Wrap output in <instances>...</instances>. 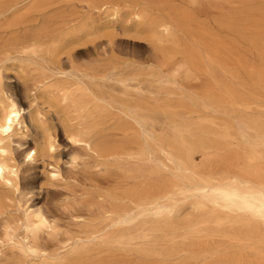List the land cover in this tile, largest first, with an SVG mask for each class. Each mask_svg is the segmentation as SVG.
I'll return each mask as SVG.
<instances>
[{
	"label": "bare ground",
	"instance_id": "obj_1",
	"mask_svg": "<svg viewBox=\"0 0 264 264\" xmlns=\"http://www.w3.org/2000/svg\"><path fill=\"white\" fill-rule=\"evenodd\" d=\"M219 1L213 25L172 0H0V264H264V0ZM84 8L135 21L161 57L77 50L98 33ZM176 56L209 84L189 94L166 77ZM28 97L59 123L26 114ZM63 152L86 213L52 249L58 223L30 171Z\"/></svg>",
	"mask_w": 264,
	"mask_h": 264
},
{
	"label": "rangeland",
	"instance_id": "obj_2",
	"mask_svg": "<svg viewBox=\"0 0 264 264\" xmlns=\"http://www.w3.org/2000/svg\"><path fill=\"white\" fill-rule=\"evenodd\" d=\"M174 3L185 6L192 10L195 15L202 21L210 22L211 24H215L213 19L220 15L219 8V0H172ZM127 5V4H126ZM121 6V12L125 11V8L128 6ZM130 9H133L134 4H128ZM235 6V4H233ZM138 6V5H137ZM229 5H225V9H227ZM136 9V8H135ZM84 12V17L89 18L93 17L97 20L98 25V33L93 36L86 37L81 44H79L76 49L83 51L88 47H91L92 44L95 43H112L115 47V51L113 54L117 57L123 59H132L139 60L143 58H153L155 56L161 57V52L157 51L154 47L155 45L150 41L147 34L143 31L139 32L135 29V21L127 20V21H114L113 23L110 21L109 17H107V12H95L87 13V9L84 8L82 10ZM149 14L151 18H166V14L163 11L150 9ZM89 15V16H87ZM112 25L111 27H106ZM228 32L223 31V35H227ZM229 35V34H228ZM71 49V47H70ZM84 55V54H82ZM255 55L250 53V58H255ZM65 54H63V58ZM87 58V57H86ZM177 63L170 68L164 70V74L166 77H175L178 85H181L186 93L193 94L199 92L202 88H204L207 84H209L208 78L200 73L196 75L188 73L185 68L177 73V68L179 66H183V62L180 56L175 57ZM7 69L5 72L10 76L7 81L15 86L17 89H21V96H23L22 84L25 81V75L23 78L18 79L16 77L18 75L19 70L12 65L11 62L6 63ZM245 90V89H244ZM243 90V91H244ZM26 111L25 113H35L36 111H40L48 117L49 121L54 123L58 122V114H56L55 108L51 107L48 103H44L43 99H34L32 97H28L25 102ZM59 126V125H58ZM58 141L63 146L66 145L65 138L66 135L62 131L59 126L58 129ZM35 134V132H34ZM34 134H31L27 140L29 142H33L32 138ZM66 150V148L64 149ZM67 157L63 152L60 158H47L44 162L40 159L35 163V167L30 171L33 175V179L35 184L39 187L42 186L43 189L40 191V195L35 196L36 202L39 204L47 205L50 209V213L52 215V224L54 222L58 223V226L55 227V230L59 232L56 238L46 237L47 231L43 234V242H47L50 245V248H56L59 245H62L68 237H70L76 230H78V225L75 223L80 219H77L78 215H85L86 208L85 206L76 201L71 194V184L74 182L73 180V170L70 169L69 164H65ZM200 160V158H198ZM58 163L64 169V173L66 175L67 180L63 182H52V180L48 177V170L52 169V165L54 163ZM47 190H49L47 192ZM190 212V210H186V213ZM220 243H215L214 245H219ZM192 264H202L201 260H196Z\"/></svg>",
	"mask_w": 264,
	"mask_h": 264
},
{
	"label": "snow or ice",
	"instance_id": "obj_3",
	"mask_svg": "<svg viewBox=\"0 0 264 264\" xmlns=\"http://www.w3.org/2000/svg\"><path fill=\"white\" fill-rule=\"evenodd\" d=\"M10 122V121H9ZM8 129H4V131H7Z\"/></svg>",
	"mask_w": 264,
	"mask_h": 264
}]
</instances>
